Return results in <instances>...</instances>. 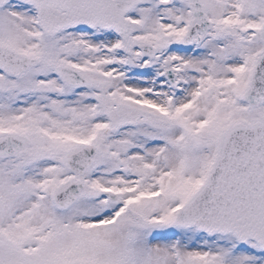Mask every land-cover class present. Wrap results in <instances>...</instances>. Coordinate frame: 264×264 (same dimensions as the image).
I'll return each mask as SVG.
<instances>
[{
	"label": "snow or ice",
	"instance_id": "obj_1",
	"mask_svg": "<svg viewBox=\"0 0 264 264\" xmlns=\"http://www.w3.org/2000/svg\"><path fill=\"white\" fill-rule=\"evenodd\" d=\"M0 264H264V0H0Z\"/></svg>",
	"mask_w": 264,
	"mask_h": 264
}]
</instances>
